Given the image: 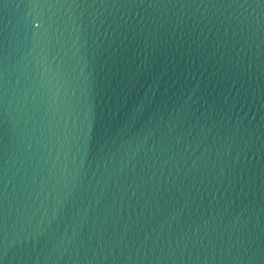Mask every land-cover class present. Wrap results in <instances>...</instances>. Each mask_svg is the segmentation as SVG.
I'll return each instance as SVG.
<instances>
[{"label":"water","instance_id":"1","mask_svg":"<svg viewBox=\"0 0 264 264\" xmlns=\"http://www.w3.org/2000/svg\"><path fill=\"white\" fill-rule=\"evenodd\" d=\"M0 264H264V0H0Z\"/></svg>","mask_w":264,"mask_h":264}]
</instances>
